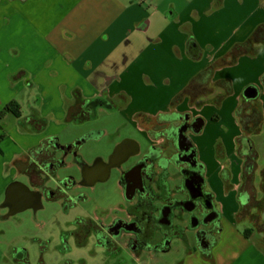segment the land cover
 I'll list each match as a JSON object with an SVG mask.
<instances>
[{
  "label": "crops",
  "instance_id": "obj_1",
  "mask_svg": "<svg viewBox=\"0 0 264 264\" xmlns=\"http://www.w3.org/2000/svg\"><path fill=\"white\" fill-rule=\"evenodd\" d=\"M259 28L263 39L264 0H0V113L9 104L13 108L0 121V213L14 176L7 164L41 138L33 127L4 128L9 117L18 119L15 111L52 116L48 132H64V139L75 131L55 119L90 97L112 99L143 131L145 117L189 111L205 120L192 136L223 207V231H233L235 238L226 253L220 251L221 237L211 255L182 246L160 258L126 252V261L115 264L239 263L237 244H248L237 229L240 190L246 181L245 191L260 193L264 183L260 165L255 174L241 175L237 146L246 133L236 110L251 84L259 88L264 110V45L257 55L244 53L234 63L230 57ZM256 137L264 139V127ZM219 141L227 147V160L217 155ZM225 165L233 173L230 188L221 176Z\"/></svg>",
  "mask_w": 264,
  "mask_h": 264
},
{
  "label": "flooded vegetation",
  "instance_id": "obj_2",
  "mask_svg": "<svg viewBox=\"0 0 264 264\" xmlns=\"http://www.w3.org/2000/svg\"><path fill=\"white\" fill-rule=\"evenodd\" d=\"M253 98L244 96L236 110L246 133L237 146L244 161L242 176L256 173L263 155L253 139L264 127L263 104ZM76 102L55 119L72 127L67 131H75L69 139L63 138L64 132H48L52 116L26 117L15 111V125L33 127L41 138L7 164V173L14 170V176L5 188L0 219H19L23 212H33L39 224L52 227L43 239L54 250L64 255L84 251L106 264L118 256L117 263L126 261V252L160 258L179 252L183 245L187 250L195 245L211 255L223 232L224 212L192 136L202 130L204 118L189 111L145 117L141 127L148 142L144 144L121 126L99 124L121 113L112 99L95 96ZM102 140L115 143L88 154V147ZM217 155L228 159L222 141ZM261 172L264 183V168ZM232 175L225 165L221 176L229 188ZM245 184L239 195L240 220L248 216L251 205L264 210V190L245 191ZM65 188L69 196L65 194L60 205L54 196L60 197Z\"/></svg>",
  "mask_w": 264,
  "mask_h": 264
},
{
  "label": "rangeland",
  "instance_id": "obj_3",
  "mask_svg": "<svg viewBox=\"0 0 264 264\" xmlns=\"http://www.w3.org/2000/svg\"><path fill=\"white\" fill-rule=\"evenodd\" d=\"M235 56L236 55L233 57L231 56L230 58L234 59ZM253 96L254 95H249V98H253ZM0 121H2L1 118ZM100 123L116 124L117 127H123L125 134L133 135L139 141H143L144 144L148 142V139L144 136L145 133L143 130L130 122L122 113H119L115 119H103L99 124ZM1 124H4V128L7 127L9 130L11 128L15 129V121L12 117H9L6 124L4 122ZM68 129H72V127H68ZM13 132L19 133L17 130H14ZM253 139L257 146L262 150L263 155L259 160V165L263 169L264 139L255 136ZM252 142L254 143V141ZM114 143L115 141H112L109 144L107 140L92 143L87 149L88 154L92 155L95 151L97 152L99 150L102 151L107 149ZM257 181L259 184L260 180ZM260 191L262 192L263 190ZM102 200L104 203L107 202L105 196ZM245 212H247V210H245ZM48 213L49 212H47V216ZM247 215L248 216H245L237 225V229L245 235V238L248 241V244L243 243L244 241H240L241 243L237 244L243 259L239 263L264 264V210L260 208L258 209L256 205H251L248 207ZM39 220L35 219L33 212H23L19 219H0V264H98L100 262V258H92V256L84 255V253H82L84 251L76 250L75 253L71 252L68 255H64L60 250H54L53 244L49 245L44 241L45 239H43L48 235L52 227H50V225L42 226L39 224ZM40 235H42V238L39 237ZM231 235L235 238V233L233 231L230 233L227 229V231H223L220 236V239L221 237L224 239L223 245L220 247V251L223 253H226L230 248H228V246L231 242ZM19 248L27 249L28 255L22 259L17 258L15 253ZM112 260L114 261V259ZM115 262H113V264H115Z\"/></svg>",
  "mask_w": 264,
  "mask_h": 264
},
{
  "label": "trees",
  "instance_id": "obj_4",
  "mask_svg": "<svg viewBox=\"0 0 264 264\" xmlns=\"http://www.w3.org/2000/svg\"><path fill=\"white\" fill-rule=\"evenodd\" d=\"M262 28V26H261ZM261 28L257 29V31L249 38V40H247L246 42H242V43H238L234 48H233V56L236 55L234 57V59L232 60V63L237 62L238 58L240 55L244 54V53H251L253 55H257L259 50L262 48V46L264 45V38L262 39L261 36L259 35V32L261 31ZM258 43L259 47H257L254 51H251V47L255 44ZM20 51L19 49L15 48L13 49V53L14 54H18ZM22 72H20L19 74H13L14 77L16 76H22ZM9 111H12V106L9 104L7 105L2 112L0 113V118L2 119V117L4 115H6Z\"/></svg>",
  "mask_w": 264,
  "mask_h": 264
},
{
  "label": "water",
  "instance_id": "obj_5",
  "mask_svg": "<svg viewBox=\"0 0 264 264\" xmlns=\"http://www.w3.org/2000/svg\"><path fill=\"white\" fill-rule=\"evenodd\" d=\"M191 51L192 54H194L195 56H198L200 53V49L199 46L196 42H193L192 47H191ZM259 88L255 85V84H251L249 85L246 90H245V95L247 98H249V95H254L255 97H257L259 95ZM253 96V97H254ZM59 179V178H58ZM68 189H63L61 190V195L60 197L58 195H55L54 198L56 199V201H59L60 205H63V203L66 201V197L65 194H67L69 196V193L67 192ZM63 209V206H62ZM62 213H64V210L62 211ZM28 255V250L25 248H19L17 250V252L15 253V256L19 259H22L24 257H26Z\"/></svg>",
  "mask_w": 264,
  "mask_h": 264
}]
</instances>
